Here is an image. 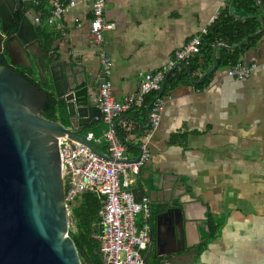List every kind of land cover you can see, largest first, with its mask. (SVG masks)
<instances>
[{
    "label": "crops",
    "instance_id": "0c3cea01",
    "mask_svg": "<svg viewBox=\"0 0 264 264\" xmlns=\"http://www.w3.org/2000/svg\"><path fill=\"white\" fill-rule=\"evenodd\" d=\"M74 1L63 13L61 25H52L59 35L49 50L50 57L41 58L55 75L66 68L79 79L91 81L94 96L101 66L89 33L90 5L86 0ZM229 1L105 0L104 22L113 27L103 29L101 35L102 47L112 61L113 96L122 100L134 92L141 74L165 66L178 48L211 25ZM229 7L234 16L241 17ZM255 16L259 19L256 33L261 35L239 58L240 64L255 66L251 74L238 79L227 75L229 66H216L221 49L229 48L218 41L211 62H202L195 72L199 79L178 84L161 99L160 123L148 140L151 155L132 186L139 193L144 190L149 198L156 213L154 245L158 242L168 252L180 246L167 235L165 219L158 217L148 186L153 177L164 175L167 182L175 179L179 183L180 193L185 189L184 250L192 255L187 260L192 258L197 264H264V9L257 8ZM209 72V82L197 88L195 84ZM45 76L51 90L49 68ZM62 115L58 112V120ZM127 121L142 130L146 125L145 114L133 117L124 113L118 126ZM104 129L99 115L81 133L99 137ZM133 147L126 149L128 159L139 153V146ZM209 213L223 224L217 236L202 247ZM196 248L198 255L194 256ZM148 249L144 251L147 258ZM151 262L150 258L148 264Z\"/></svg>",
    "mask_w": 264,
    "mask_h": 264
},
{
    "label": "water",
    "instance_id": "95a60500",
    "mask_svg": "<svg viewBox=\"0 0 264 264\" xmlns=\"http://www.w3.org/2000/svg\"><path fill=\"white\" fill-rule=\"evenodd\" d=\"M16 11L21 13L17 28L7 38L0 35V53H4L1 48L7 52L9 65L37 72L38 81H30L0 57V264H83L69 235L57 145L59 137L66 135L111 160L81 133L100 115V109L92 101L91 81L79 79L66 68L55 75L51 66L40 62L42 56L50 55L40 46L35 32L33 0H0V31H8ZM26 59H31L36 71ZM46 68L51 72V90L47 88ZM168 75L156 99H160ZM51 98L55 101L56 119L42 115ZM60 101L67 114L64 121L58 120ZM149 109L150 105L145 110L144 130L150 125ZM119 138L122 139L120 135ZM152 179L148 187L151 197L154 195L152 201L157 203L158 217L165 219L167 235L180 247L168 252L151 241L144 264L150 258L151 264H197L192 258L187 260L192 255L184 250L185 189L180 193L179 183L175 184V179L167 182L164 175ZM132 194L137 200L145 192L132 189ZM194 251L197 256V248ZM96 254L102 264H107L100 250ZM86 264L91 262L87 260Z\"/></svg>",
    "mask_w": 264,
    "mask_h": 264
},
{
    "label": "built area",
    "instance_id": "2783aa9c",
    "mask_svg": "<svg viewBox=\"0 0 264 264\" xmlns=\"http://www.w3.org/2000/svg\"><path fill=\"white\" fill-rule=\"evenodd\" d=\"M86 1L90 5L89 33L98 51L101 66L99 85L92 101L100 109L105 129L99 137H94L92 133H87L85 137L87 140L93 139L97 144H104L107 148L106 154L112 159L104 158L66 135L59 137L57 147L65 207L70 219L69 230L73 229L71 208L75 198L84 190L92 191L102 198L97 227L99 250L106 263L144 264V251L150 242V200L145 195L135 200L132 186L139 170L150 158L148 140L160 123L161 100L157 99V102L150 105V125L140 139L137 160L128 159L126 156V147L117 132L118 119L133 105L141 104L147 93L158 90L165 75L176 68L177 63H183L200 53L201 37L207 32V28H203L178 48L165 66L141 74L136 90L124 99L117 100L111 92L112 61L102 47L101 35L102 30L112 28L113 23L104 22L105 0ZM75 3L74 0H50V15L46 22L60 26L63 13ZM39 22V17L35 15L34 23ZM0 35L5 38V32L0 31ZM254 67L237 62L228 67L227 75L242 79L248 77Z\"/></svg>",
    "mask_w": 264,
    "mask_h": 264
},
{
    "label": "trees",
    "instance_id": "16d2710c",
    "mask_svg": "<svg viewBox=\"0 0 264 264\" xmlns=\"http://www.w3.org/2000/svg\"><path fill=\"white\" fill-rule=\"evenodd\" d=\"M49 1L50 0H33L36 15L40 19L39 24L35 27V32L39 39L40 46L48 52L54 40L59 35V33L53 29L52 25L46 22L47 17L50 15ZM229 5L233 6L235 13L241 17L234 16L231 9H229ZM257 8L264 9V0H230L229 4L219 12L211 25L207 28V32L202 35L200 53L183 62L185 67L177 66L169 73L159 100L165 97L180 83H195V81L199 79V77L195 75V72L201 66L202 62H211L213 48L220 40L226 43L229 48L221 49L222 51L215 58L216 66H230L239 62V58L243 52L254 45L261 35L260 33H256V29L259 26V19L255 16ZM20 17V11H16L13 24L10 26V29H8L10 33L16 30ZM9 31L7 32L9 33ZM43 60L44 59L40 58V62ZM32 66L36 71L33 63ZM26 72L28 74H37L36 72H30L28 70H26ZM23 75L30 81L38 79L37 76L31 78L29 75ZM211 76V72L207 73L195 84V86L201 88L209 82ZM157 93L158 90L150 91L143 97V102L141 104L133 105L125 114L133 117H138V115L143 116L146 108L149 105L152 106L154 102H157ZM55 110V101L51 98L45 103L42 115L48 119H56ZM60 111L63 113L61 119L64 121L66 119V112L62 101L59 102V112ZM132 111H134L135 114H130ZM117 132L122 138V143L125 145L126 149L129 150L134 148V145H139L140 137L146 133V130H142L139 125L134 122L127 121L125 126L117 127ZM131 138H134L133 142H131ZM96 146L99 147L101 151L107 152L105 145ZM101 204V197H98L92 191L84 190L79 197L75 198L71 208L73 229L69 230V235L82 257L83 264H86L87 260H89L91 264H102L96 254V250H99L97 223L99 221L98 211ZM206 223L208 227L205 235L206 239L199 244L202 247L207 241L213 240L217 236L223 221L218 220L209 213ZM84 257H87V260Z\"/></svg>",
    "mask_w": 264,
    "mask_h": 264
},
{
    "label": "flooded vegetation",
    "instance_id": "af4514ba",
    "mask_svg": "<svg viewBox=\"0 0 264 264\" xmlns=\"http://www.w3.org/2000/svg\"><path fill=\"white\" fill-rule=\"evenodd\" d=\"M9 29H10V27H9ZM10 34H11L10 31H9V33L5 32V38H7ZM0 57L2 58V61L5 65L11 67L13 70L20 71L21 73L28 75L26 72V68L24 66H22V65H20V66L9 65V60L7 58V52L5 50H4V53H0ZM26 61H28V63H31V59H26ZM155 214L156 213L154 212L153 208H150V230H149L150 242L153 241V230H154V226H155L154 220L156 219Z\"/></svg>",
    "mask_w": 264,
    "mask_h": 264
},
{
    "label": "rangeland",
    "instance_id": "374dc122",
    "mask_svg": "<svg viewBox=\"0 0 264 264\" xmlns=\"http://www.w3.org/2000/svg\"><path fill=\"white\" fill-rule=\"evenodd\" d=\"M46 77V76H45Z\"/></svg>",
    "mask_w": 264,
    "mask_h": 264
}]
</instances>
